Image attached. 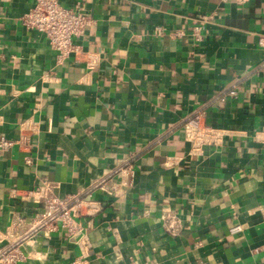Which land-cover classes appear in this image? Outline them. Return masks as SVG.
Returning a JSON list of instances; mask_svg holds the SVG:
<instances>
[{
	"label": "crops",
	"instance_id": "0c3cea01",
	"mask_svg": "<svg viewBox=\"0 0 264 264\" xmlns=\"http://www.w3.org/2000/svg\"><path fill=\"white\" fill-rule=\"evenodd\" d=\"M79 1L92 24L57 64L20 24L33 0H0V138L15 142L0 149V251L17 247V264H264V0ZM199 111L225 133L194 154L185 122ZM43 182L79 200L73 234L35 227Z\"/></svg>",
	"mask_w": 264,
	"mask_h": 264
},
{
	"label": "built area",
	"instance_id": "2783aa9c",
	"mask_svg": "<svg viewBox=\"0 0 264 264\" xmlns=\"http://www.w3.org/2000/svg\"><path fill=\"white\" fill-rule=\"evenodd\" d=\"M245 3L250 0H238ZM211 17H202L200 24ZM21 26L28 31H35L42 34L49 48L55 53L57 64H61L70 57H78L80 47L73 41L79 38L85 30L92 24L90 16L86 13L84 5L75 0L70 8L64 7L58 0H33L32 7L20 17ZM163 29L155 28L154 36L161 37ZM181 33L176 32L172 37H178ZM258 45L264 49V35L258 38ZM264 73V68L260 69ZM226 97L236 98V90L232 88L226 94ZM224 100V99H222ZM185 130L189 138L193 140L194 154H200L202 146H217L223 141L224 131L208 126L204 120V112L199 111L186 119ZM261 142L264 146V130L260 133ZM15 142L0 138V149H9ZM99 189L112 194L104 184ZM35 203L42 206L44 215H36L37 228H45L50 231L60 228L68 234H73L77 229L72 212V206L80 204L78 199L71 198L62 200L53 195V188L43 182L33 193ZM240 231L239 227L232 228L230 233ZM22 261V255L17 247H10L0 251V264H17ZM73 264H83L75 261Z\"/></svg>",
	"mask_w": 264,
	"mask_h": 264
}]
</instances>
